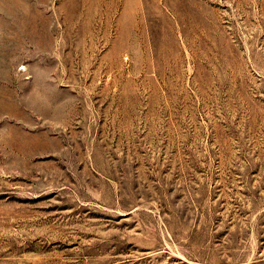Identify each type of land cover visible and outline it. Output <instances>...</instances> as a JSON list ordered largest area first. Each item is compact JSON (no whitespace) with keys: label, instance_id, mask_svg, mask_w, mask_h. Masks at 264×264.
Here are the masks:
<instances>
[{"label":"rangeland","instance_id":"374dc122","mask_svg":"<svg viewBox=\"0 0 264 264\" xmlns=\"http://www.w3.org/2000/svg\"><path fill=\"white\" fill-rule=\"evenodd\" d=\"M0 264H264V0H0Z\"/></svg>","mask_w":264,"mask_h":264}]
</instances>
